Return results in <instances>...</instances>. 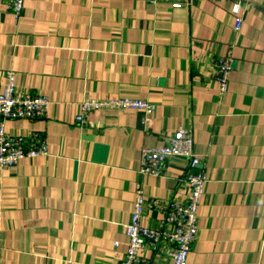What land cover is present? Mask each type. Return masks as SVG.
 <instances>
[{"label":"crops","instance_id":"obj_1","mask_svg":"<svg viewBox=\"0 0 264 264\" xmlns=\"http://www.w3.org/2000/svg\"><path fill=\"white\" fill-rule=\"evenodd\" d=\"M228 54L219 95L213 61ZM7 71L18 94L49 107L41 119L0 120L47 149L0 169V264H117L135 183L142 225L166 230L159 205L187 197V162L168 160L156 177L138 168L143 148L177 130L190 131L208 179L188 264H264V0H24L17 19L0 0V88ZM117 97L154 104L150 124L131 110L76 123L83 100ZM142 257L172 264L149 246Z\"/></svg>","mask_w":264,"mask_h":264},{"label":"built area","instance_id":"obj_2","mask_svg":"<svg viewBox=\"0 0 264 264\" xmlns=\"http://www.w3.org/2000/svg\"><path fill=\"white\" fill-rule=\"evenodd\" d=\"M14 18H19L23 12L24 0H5ZM185 3L191 0H180ZM240 2L232 4L231 12L235 15L234 29L238 30L242 23ZM213 78L217 83L219 95H223L229 84L232 70L230 54L215 58L213 61ZM15 74L7 71L5 84L0 88V120H36L44 118L49 102L44 95H20L15 89ZM155 105L146 101L129 97L87 98L79 106L76 123H83L84 117L95 111H138L143 114L141 126L150 124L155 112ZM47 156L43 138L37 133L29 137L12 136L4 131L0 123V169L12 168L26 158ZM186 160V175L184 178L187 197L183 201H174L159 209L164 211L166 230H153L142 225V215L145 207V197L142 185L135 183L132 209L124 235L127 246L123 258L117 264H150L142 257L145 246L154 251L166 252L172 264H188V255L198 234V209L208 181L206 175L199 169L200 158L194 153L193 139L190 131L177 130L159 149L143 148L140 152L138 174L142 177L158 176L164 164L171 159ZM169 247L165 249L163 246ZM117 246V243H115Z\"/></svg>","mask_w":264,"mask_h":264}]
</instances>
